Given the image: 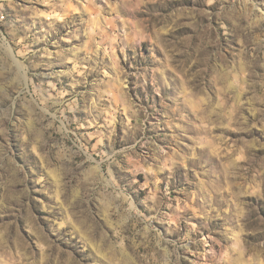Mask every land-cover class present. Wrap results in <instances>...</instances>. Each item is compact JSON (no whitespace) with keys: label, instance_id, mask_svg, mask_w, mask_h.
Here are the masks:
<instances>
[{"label":"rangeland","instance_id":"374dc122","mask_svg":"<svg viewBox=\"0 0 264 264\" xmlns=\"http://www.w3.org/2000/svg\"><path fill=\"white\" fill-rule=\"evenodd\" d=\"M0 264H264V0H0Z\"/></svg>","mask_w":264,"mask_h":264}]
</instances>
